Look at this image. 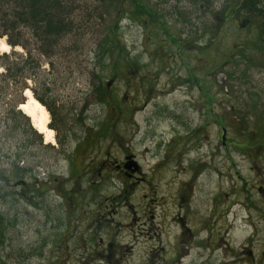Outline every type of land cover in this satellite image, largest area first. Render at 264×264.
I'll return each instance as SVG.
<instances>
[{
    "label": "rangeland",
    "instance_id": "rangeland-1",
    "mask_svg": "<svg viewBox=\"0 0 264 264\" xmlns=\"http://www.w3.org/2000/svg\"><path fill=\"white\" fill-rule=\"evenodd\" d=\"M144 1L159 5L164 25L136 23L129 11L108 14L107 0H70L76 32L41 59L34 79H5L0 58V264H105L96 255L100 239L133 247L126 264H262L264 142L247 141L264 120V53L250 46L264 44V20L238 9L221 31L217 12L227 1L205 8ZM116 19L127 52L113 73L110 56L100 66L97 55ZM9 46L0 56L15 52L11 59L22 65L27 50ZM96 74L112 81L108 96L120 107L98 101ZM43 79L52 83L48 94ZM27 89L47 104L37 99L49 113L52 143L43 134L36 142L16 114ZM129 153L142 170L132 178L115 168ZM73 155L77 171L69 173ZM185 214L195 245L174 261Z\"/></svg>",
    "mask_w": 264,
    "mask_h": 264
},
{
    "label": "trees",
    "instance_id": "trees-1",
    "mask_svg": "<svg viewBox=\"0 0 264 264\" xmlns=\"http://www.w3.org/2000/svg\"><path fill=\"white\" fill-rule=\"evenodd\" d=\"M69 1L70 0H0V37L7 36L9 45L12 47L20 45L27 50V55L22 57V65L11 59L13 57L12 55H16L15 52L0 56L1 59H4L3 65L5 66V73L3 74V77L5 79L13 80L17 75L23 74H26V77L28 76L29 78L31 77L34 79V75L40 74L41 68L43 67L41 59L43 57L50 59L58 52L62 51L64 48L62 47L63 44L67 43L65 41L66 38L73 35L76 32L77 27L75 21L71 20L74 11L73 8H70ZM215 1L218 0H193L194 3H197L204 8L213 6ZM220 1H227L225 2L222 11L217 12L219 19L222 21L225 20L223 24H220V26H224L222 30H226L225 25L229 22L230 16H234L236 12H238V9L243 10L250 16L258 14L261 17V20H264V9L262 6H259V2L256 0H235V2L233 0ZM111 8H113L116 13L121 10L123 13L129 11L136 23L147 22L155 25H164V23H162V21L164 22V20H162L164 14H161L159 5L150 4L148 2L146 3L144 0H107L106 12L108 14V10ZM249 19L250 18L245 20ZM119 22L120 20L116 19L111 25V34L109 33L105 36L102 42L103 53L97 55L100 66H105L108 57L110 56L111 61L108 62V65L110 64L113 73L116 72L117 68H122L121 64H124V61L121 62L120 60H123V58L126 57L127 52L125 48L126 46H120L117 40ZM235 23L237 24V22ZM163 29L168 33V39H175V35L169 30V28L163 26ZM262 32L264 33V21L262 24ZM116 48L121 50L120 52L117 49L116 55L118 56L114 55ZM71 49L72 51L75 50L73 47ZM230 52L225 53L229 54ZM52 64L54 65V62H52ZM30 68H32L33 72L29 74L27 72ZM96 77H98L99 81L94 87V92L98 101L102 104H110L113 108L120 107L121 105L116 99H112V97L108 96L111 89V85L108 86V84H112V81L104 84L99 78V75L96 74ZM38 85L45 94H48L52 90V83H49L46 79L39 81ZM35 95L38 100L44 103L43 99H41L36 92ZM24 102L25 100L23 98L18 99L15 101L14 106L17 107ZM44 104L47 105L46 103ZM47 107L51 110L49 106ZM16 114L25 120L29 127V131L31 132L30 134L36 136V142L41 144L43 142L42 134L38 133L33 128L30 119L20 111H17ZM80 120H82V118ZM223 130H225V127ZM248 136L251 138L247 141L250 147L252 145L254 146L258 141L262 144L261 142H264V120L258 123L254 134ZM79 146L80 145H76L75 148L77 149ZM13 168L14 177L16 180H21L25 171L18 165L17 159ZM5 182L6 181H0V184ZM22 182L25 183V181ZM3 197V195H0V201L3 200Z\"/></svg>",
    "mask_w": 264,
    "mask_h": 264
},
{
    "label": "flooded vegetation",
    "instance_id": "flooded-vegetation-1",
    "mask_svg": "<svg viewBox=\"0 0 264 264\" xmlns=\"http://www.w3.org/2000/svg\"><path fill=\"white\" fill-rule=\"evenodd\" d=\"M238 24V23H237ZM224 26H221L220 30H222ZM264 41V39H262ZM251 47L256 46L257 51H261L264 53V44L261 45H257L256 43H251L250 44ZM261 54V53H259ZM75 151V150H74ZM68 157V156H67ZM77 159L76 156H71L70 157V166L68 167L69 173L70 172H74L75 170L77 171V165L75 163V160ZM116 170H121L125 176L132 178V177H136V175L138 173H142L141 170V165L138 162V160H136V157L132 154H126L123 161L121 163L116 164ZM30 184L28 187L32 186L31 183H27ZM26 182L21 183L20 186H24L27 185ZM135 184V183H133ZM39 185H43V184H39ZM38 185V186H39ZM129 186L127 185L126 189ZM130 187H133V185H130ZM34 188V187H33ZM4 193L0 191V195H3ZM179 195H181V198L183 201H185L184 196L182 195V192L179 193ZM126 206L125 208L130 209L129 205H125V202L123 203V207ZM5 213L0 210V218L4 215ZM188 214H185L184 216H179L178 217V223L177 226H179L181 228L180 233L181 235L178 236L177 239V243L175 246V252H174V256L173 259H175L174 261H181L182 258H184L185 256H187L190 252V249L195 245L194 241H189V236L192 235V231L190 230V227H188V225H185L184 223L186 222V219H188ZM100 219V218H99ZM176 222V221H174ZM100 223V222H99ZM3 228L0 225V233L2 234ZM182 237H186V239H183V241L181 242V238ZM195 237V235H194ZM198 238V237H197ZM201 239V237H200ZM199 240V239H198ZM200 243H198V241L196 242L197 247H200L203 243V239H201L199 241ZM2 240L0 238V245H1ZM46 242H41V246L43 247V245ZM96 248V255L98 257L99 260H101L103 263L105 264H126L127 260L131 259V255H132V248L129 244H122L121 242H119V240L116 242L115 239L110 240L109 242H105L104 240L100 239L99 240V244L95 246ZM38 252V251H37ZM262 264H264V251L262 253V257H260ZM255 260L252 258L251 260V264H259V262H254ZM140 264H145V262L140 261Z\"/></svg>",
    "mask_w": 264,
    "mask_h": 264
},
{
    "label": "bare ground",
    "instance_id": "bare-ground-1",
    "mask_svg": "<svg viewBox=\"0 0 264 264\" xmlns=\"http://www.w3.org/2000/svg\"><path fill=\"white\" fill-rule=\"evenodd\" d=\"M10 46L9 44L0 39V51L1 52H9ZM26 97V101L20 104L19 109L29 117L33 128L40 134L45 135L48 142L54 141V132L49 124V113L45 106L35 98L32 91L27 89L24 93Z\"/></svg>",
    "mask_w": 264,
    "mask_h": 264
},
{
    "label": "water",
    "instance_id": "water-1",
    "mask_svg": "<svg viewBox=\"0 0 264 264\" xmlns=\"http://www.w3.org/2000/svg\"><path fill=\"white\" fill-rule=\"evenodd\" d=\"M110 85H111V83L108 84V86H110ZM225 138H226V130H223V136H222L223 143H225Z\"/></svg>",
    "mask_w": 264,
    "mask_h": 264
}]
</instances>
